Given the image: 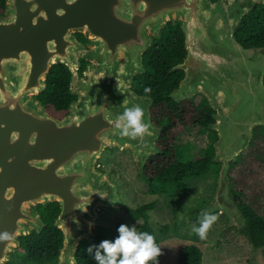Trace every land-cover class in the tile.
I'll use <instances>...</instances> for the list:
<instances>
[{"label": "water", "instance_id": "95a60500", "mask_svg": "<svg viewBox=\"0 0 264 264\" xmlns=\"http://www.w3.org/2000/svg\"><path fill=\"white\" fill-rule=\"evenodd\" d=\"M257 3L264 6V0H6L0 15V232L10 239L0 242V264L16 252L19 236L45 227L35 213L40 203L60 204L57 264H76L82 240L96 237L85 213L96 217L99 204L124 206L118 186L95 164L108 145L130 148L143 176L149 158L161 152L154 98L133 84L146 72L145 52L171 21L180 22L187 53L171 68L184 76L169 97L180 102L202 93L214 110L208 129L217 133L212 160L220 169L206 208L245 227L228 172L249 147L254 127H264V47H244L235 30ZM81 60L87 62L82 73ZM54 64L69 68L70 93L77 96L62 118L37 98ZM133 106L142 107L151 124L143 142L121 137L115 127Z\"/></svg>", "mask_w": 264, "mask_h": 264}, {"label": "trees", "instance_id": "16d2710c", "mask_svg": "<svg viewBox=\"0 0 264 264\" xmlns=\"http://www.w3.org/2000/svg\"><path fill=\"white\" fill-rule=\"evenodd\" d=\"M6 0H0V15L4 12ZM82 42L86 41L83 33H76ZM236 39L244 47H264V6L256 4L252 11L246 14L239 27L235 30ZM185 36L180 22H168L162 30L161 37L154 39L152 46L145 52L144 64L146 72L135 78L133 88L139 94H149L154 98L151 108L152 122L162 126L163 130L158 140L160 153L152 155L146 163L143 178L148 191L153 195H164L175 191L179 184L187 178H198L210 172H219L220 164L212 160L214 156L213 142L217 138L215 131L208 129L213 121L214 110L209 106L207 98L198 94L194 98L176 102L169 97L172 90L178 86L184 76V71L171 68L182 62L186 56ZM87 62L81 60L80 73ZM71 72L64 64H54L47 77V87L37 96L46 110L57 118H62L69 111V106L76 95L70 93ZM185 127H195L201 132L209 133L210 142L208 152L194 159L179 158L176 146L178 131ZM264 135V127L257 126L255 134ZM261 135V136H262ZM234 194H236L234 192ZM239 207L245 214L246 224L241 233L256 249L264 251V216L258 214L250 204L238 200ZM155 208L154 202L145 203L137 207H126L127 216L132 220L141 221L136 230L150 232L159 245L157 235L148 222V211ZM41 212L45 227L41 233L22 236L21 244L30 258L41 259V264L53 262L57 264L60 248L63 245V232L54 226L56 217L60 213V204L57 201L41 204ZM198 219H194L197 224ZM198 226V224H197ZM96 234L93 242L83 240L76 253V264H98L94 259L96 249L92 253L87 251L90 245H99L103 240H114V235L104 226L93 229ZM194 233V238H198ZM160 246V245H159ZM159 264H162L160 256ZM175 264H203V253L196 243L183 245L177 254Z\"/></svg>", "mask_w": 264, "mask_h": 264}, {"label": "rangeland", "instance_id": "374dc122", "mask_svg": "<svg viewBox=\"0 0 264 264\" xmlns=\"http://www.w3.org/2000/svg\"><path fill=\"white\" fill-rule=\"evenodd\" d=\"M256 127L249 147L237 161L231 162L228 175L231 189L238 200L250 204L258 214L264 216V135L255 134ZM209 142V133L195 127L181 128L176 138L179 158L194 159L204 155L208 152ZM95 167L118 186L124 206L97 205L96 217L85 213L89 222H95L94 225L104 226L118 236L117 229L121 224L131 227L141 223L127 216L126 207L154 202L155 208L148 211L147 218L160 243L162 264H175L179 249L187 243H196L201 248L203 264H264V251L251 245L241 233L243 227L232 225L222 210L206 208L216 193L218 173L187 178L172 193L153 195L139 173L130 148L108 145L98 157ZM201 210H208L218 218L205 239H195L192 227ZM27 258V264H35L25 254L18 264H25Z\"/></svg>", "mask_w": 264, "mask_h": 264}, {"label": "clouds", "instance_id": "9594fccd", "mask_svg": "<svg viewBox=\"0 0 264 264\" xmlns=\"http://www.w3.org/2000/svg\"><path fill=\"white\" fill-rule=\"evenodd\" d=\"M115 127L119 129L121 137H128L143 142L145 135H151V124L145 119V111L140 106L125 109L118 117ZM101 195V194H100ZM101 197H103L101 195ZM215 214L208 210H201L197 224L192 231L201 239L207 237L209 229L217 220ZM94 221L89 222V228ZM119 235L114 240H103L99 245L87 248L92 253L96 249L94 259L98 264H159L161 247L155 242L154 236L147 231L136 230V226L121 224L117 229ZM10 239V234L0 232V242Z\"/></svg>", "mask_w": 264, "mask_h": 264}, {"label": "flooded vegetation", "instance_id": "af4514ba", "mask_svg": "<svg viewBox=\"0 0 264 264\" xmlns=\"http://www.w3.org/2000/svg\"><path fill=\"white\" fill-rule=\"evenodd\" d=\"M258 4V3H257ZM41 205V203L40 204H38L37 206H36V208H35V213H40L41 214V212L38 210V207ZM97 225H94L93 226V229H94V227H96ZM34 232H37L36 230H32V232L31 233H29V234H27V235H30V234H33ZM37 233H39V232H37ZM41 233V232H40ZM27 235H25V236H27ZM21 239H22V236H19V240H20V245H19V247H18V251L16 252V253H11V258L5 263V264H18V261H21V257H23V255L25 254V255H27V257H29L30 258V256L27 254V253H25V250H24V248L22 247V244H21ZM84 240V239H83ZM82 240V241H83ZM31 259V261H33V262H35V264H41V259L40 260H35L34 258H30ZM29 262V259L27 258V259H25V261H24V263L25 264H27Z\"/></svg>", "mask_w": 264, "mask_h": 264}]
</instances>
